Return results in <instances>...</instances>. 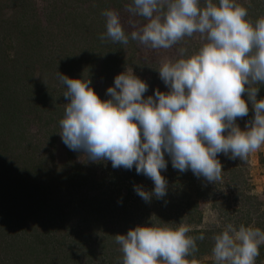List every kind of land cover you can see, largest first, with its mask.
Wrapping results in <instances>:
<instances>
[{
  "label": "rangeland",
  "instance_id": "1",
  "mask_svg": "<svg viewBox=\"0 0 264 264\" xmlns=\"http://www.w3.org/2000/svg\"><path fill=\"white\" fill-rule=\"evenodd\" d=\"M130 3L131 0H0V227L7 228L6 222L17 220L20 229L12 237L0 234V264L13 262L10 256L16 253L15 248L7 249L4 243L17 237L21 246L17 253L24 258L21 264H58L43 247L35 249L21 236L27 235L31 228L41 229L37 222L49 216L47 209L70 201L68 193L73 192L79 199L92 195L112 204L119 197V190L124 196L121 201H126L134 212L131 220L123 217L115 225L116 216L112 212L94 213L99 215L96 223L109 221L108 229H120L123 234L137 225L164 226L168 219L166 226L171 228L186 225L190 230L200 229L198 234L189 231L186 235L193 238L203 235L212 250L213 237L229 223L236 227L245 223V227L264 231V145L249 153L245 160L219 155L222 174L214 183L197 179L191 171L169 170V161L166 171L161 172L168 183V195L162 200L152 198L145 202L134 192L133 185L151 191L150 178L136 174L134 167L113 169L110 161H88L62 142L59 121L68 101L63 96L66 89L58 79V72L70 78H89L94 92L103 100L108 98L105 91L114 76L132 69L147 82L149 88L144 94L147 97L153 89L168 91L156 71L162 63L180 58V48L191 55L205 43L198 33L182 38L169 49H151L131 39L127 45L113 42L106 36L105 17L101 14L104 10L119 14L126 34L146 23L144 18L133 17L126 11ZM237 3L248 10L250 21L264 16V0H237ZM101 35L105 36L103 40ZM258 88L259 100L264 98V84H258ZM242 98L248 103L246 93ZM252 117L249 104L248 116L236 122L243 129L245 121ZM165 159L168 160L167 155ZM66 172L79 178H73L70 184L63 181L58 187L57 176ZM38 180L44 186L41 195L28 189ZM69 216L58 215L61 225L49 228L53 242L80 228L75 223L80 218L83 222L89 219L87 215ZM98 230L89 236L90 241L98 240ZM106 240L105 246L109 236ZM61 244L54 243L56 248L49 244L48 250L66 249ZM261 245L264 264V244ZM208 253L199 259L214 258ZM119 257L122 260L123 254Z\"/></svg>",
  "mask_w": 264,
  "mask_h": 264
},
{
  "label": "clouds",
  "instance_id": "2",
  "mask_svg": "<svg viewBox=\"0 0 264 264\" xmlns=\"http://www.w3.org/2000/svg\"><path fill=\"white\" fill-rule=\"evenodd\" d=\"M126 11L146 23L126 34L119 14L104 10L106 36L113 42L127 45L131 39L169 49L198 33L205 43L191 55L180 48V58L162 63L156 71L168 91L153 89L147 97V82L132 69L114 76L103 100L89 78L58 72L68 101L59 121L62 142L88 161H110L113 169L134 167L150 178L151 191L133 185L145 202L168 195L161 172L169 161L180 173L191 171L208 183L220 180L219 155L245 160L264 145V98L257 99L258 84H264V16L248 20V10L237 0H203V5L201 0H131ZM249 104L253 117L241 129L236 121L248 116ZM189 231L186 225L150 223L115 235V242L122 264H187L195 239H204L186 235ZM213 240L215 264H255L264 231L229 223Z\"/></svg>",
  "mask_w": 264,
  "mask_h": 264
},
{
  "label": "trees",
  "instance_id": "3",
  "mask_svg": "<svg viewBox=\"0 0 264 264\" xmlns=\"http://www.w3.org/2000/svg\"><path fill=\"white\" fill-rule=\"evenodd\" d=\"M64 167H67V164L64 165ZM169 170H174L176 173L179 172L178 170H175L172 168L171 163ZM29 175V174H28ZM27 177V176H26ZM56 183L58 187L62 185L64 182L67 181L68 184H70V180L73 178L77 180L79 177L77 175H73V173H65L62 176H57ZM40 178L43 180L44 176H40ZM38 180L37 182H33L34 184L31 186H27L29 191L33 194H39L41 195L42 192H44V186L40 184ZM69 186V185H68ZM69 188V187H66ZM71 192V191H70ZM72 193V192H71ZM68 200H66V203H63L62 205L56 204L55 206L51 207L50 211L47 209L48 217H43L40 221L38 220L37 223H39V226L41 229H38L36 231L34 228H31L28 232L26 231L27 235L23 234L21 237L24 238L25 242H29V245L31 244L36 248L43 247L42 250L44 252H48L52 258H50L52 261L58 264H122V260L120 259L119 255L122 254L120 251V246L115 242V236L117 234H123L121 233L120 229H108L109 221H105L103 224L96 223V220L98 219L99 215H95V211H101L102 213L105 212H112V216H116V220L118 222H114V224H120L121 218L125 217V219L131 220L132 214L134 212L131 210L130 207H128V204L126 201L122 202L121 197L124 198L121 194H119L118 190V198H115V203L112 202L110 204L109 200H105V202H101V198L98 199L97 197H94L91 195V197H82L81 199L78 198V195L76 193H68ZM117 196V195H116ZM71 198V199H70ZM109 199V198H108ZM67 214V216H77L81 217L84 215L89 216V219L87 222H83V219L80 218L81 221H76L78 228L77 230H74V233L72 234H65L61 237L60 240L54 241V237L51 234V231L49 228L56 227L61 225V222L57 219L58 215ZM69 216V218H70ZM105 215H103L104 217ZM130 216V217H128ZM63 217V216H62ZM49 220L48 222L45 220ZM130 218V219H129ZM168 219L165 220L166 223H164V226L168 223ZM8 221V220H7ZM127 221V220H126ZM0 224L1 221H0ZM7 228L0 227V234L4 233L2 236L8 235L9 237L14 236V234L18 235L15 231H20L17 220L13 222H6L5 223ZM115 224V225H116ZM45 225L46 229H45ZM242 225L245 226V223ZM42 227H44L42 229ZM9 228V229H8ZM97 228H99L98 233L96 234L98 240L94 241L91 239V241L88 239L90 238L92 233H96ZM2 229V230H1ZM4 229L6 231H4ZM89 230V231H88ZM93 230V231H91ZM211 229L208 233H210ZM191 234H198L200 233V229H191ZM127 233V232H126ZM124 233V234H126ZM109 236V242H107L105 246L106 237ZM1 237V236H0ZM18 238L15 240H10L9 242L4 243L5 248L11 249L15 248L14 250L16 253L13 255V257L10 256V258L13 259V262L11 264H17L16 261H18L19 264L24 262V258H20L17 253V248L20 249L21 246H18L20 243H18ZM193 238V237H192ZM195 239V238H194ZM23 240V241H24ZM54 243L56 245H59L63 247V244L65 245L66 249L60 250V252H57L56 250L54 252L48 250L49 244H51L53 247ZM196 243V250L191 251L188 256L185 257L188 264H215L214 258L208 259V260H201L199 259L200 256L208 253L212 254V250H209V241H206L205 239L203 241H198L195 239ZM211 243V241H210ZM24 244V243H23ZM27 244V243H26ZM76 244V246H75ZM114 247L116 249H114ZM46 250H45V249ZM56 248V247H55ZM106 248L104 251L103 249ZM29 249V248H27ZM30 250V249H29ZM208 250V252L206 251ZM41 251V250H40ZM193 255V257H191ZM49 259V261H50ZM263 260V246L260 245L259 247V256L256 257L255 264H262Z\"/></svg>",
  "mask_w": 264,
  "mask_h": 264
}]
</instances>
